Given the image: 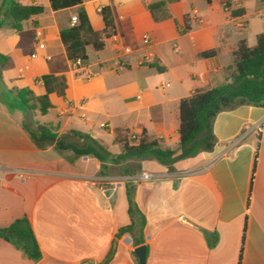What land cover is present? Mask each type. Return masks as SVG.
I'll return each instance as SVG.
<instances>
[{
  "label": "crops",
  "instance_id": "1",
  "mask_svg": "<svg viewBox=\"0 0 264 264\" xmlns=\"http://www.w3.org/2000/svg\"><path fill=\"white\" fill-rule=\"evenodd\" d=\"M12 1L0 0V54L10 59L0 73V229L26 218L41 259L0 238V264H103L112 250L107 264H139L133 237L117 238L131 223L128 187L146 220V264H238L241 247V264H264V108L220 113L211 152L170 167L136 161L134 168V160L102 164L53 145L39 149L16 97L18 89L43 95L41 78L52 73L64 80L63 95L49 94L47 114L32 111L37 125L62 139L87 134L112 155L122 153L114 142L122 131L140 137L144 130L162 148L177 150L181 99L230 82L231 53L200 54L240 41L254 47L264 32V0H83L91 28L104 29L100 10L109 7L116 33L102 50L88 48L76 70L60 31L72 26L78 8L54 11L49 0H15L43 7L22 23L40 32V49L35 38L20 45L8 16ZM159 2L166 6L157 15L168 17L156 21L148 6ZM194 11L200 23L191 19ZM144 173L153 178L140 179Z\"/></svg>",
  "mask_w": 264,
  "mask_h": 264
},
{
  "label": "trees",
  "instance_id": "2",
  "mask_svg": "<svg viewBox=\"0 0 264 264\" xmlns=\"http://www.w3.org/2000/svg\"><path fill=\"white\" fill-rule=\"evenodd\" d=\"M52 10L59 11L77 7V23L60 31V39L66 49L68 60L73 63L80 59L83 63L88 60L87 50L92 48L100 51L104 47L105 40L116 33L115 24L109 7L102 8L105 27L96 32L91 28L90 22L82 7L83 0H49ZM165 2L150 4L148 6L156 21L167 18V14L157 15L158 11L165 8ZM44 11L43 7L35 5H23L13 0L9 5L8 16L12 27L18 32L20 45L25 41H32L35 31L23 29L22 23L29 18L39 15ZM187 22V21H186ZM224 53L234 56V63L227 67L229 83L222 84L208 91H196L193 95L183 98L179 104L180 125L179 144L177 150L164 149L157 140H151L143 130L138 143L129 140L128 131L117 132L114 142L120 144L122 153L112 155L98 141L89 135L72 131L73 136L78 138L81 145L66 144L64 140L52 131L51 128L43 126L42 129H34L24 125L32 140L39 149L55 146L60 151H71L76 157L91 156L102 164L122 163L128 160L146 161L154 160L164 166H172L176 162L193 158L203 152H211L217 145L214 134V122L217 116L225 111H232L242 106H254L264 108V32L256 38V45L248 47L245 41H240L236 47L222 46L217 49L204 51L201 58H209ZM9 57L0 54V73L9 66ZM159 72L164 68L157 67ZM46 92L35 96L29 89H18L16 97L21 105V110L30 108L33 112L38 111L45 115L52 107L49 94L54 90L63 95L65 86L62 78L52 73L41 78ZM259 140V139H258ZM238 144V143H237ZM259 141L257 142V148ZM128 215L130 225L118 231L117 238L129 233L135 246L144 244L143 231L146 220L134 201V188H127ZM246 224L243 229L242 243L245 239ZM0 238L11 243L21 250L24 255L33 261L41 259V252L36 241L32 227L26 218L15 221L11 226L0 229ZM216 238H214V245ZM114 250L106 257L103 264H107L113 258ZM243 247H241L238 264L242 263Z\"/></svg>",
  "mask_w": 264,
  "mask_h": 264
},
{
  "label": "built area",
  "instance_id": "3",
  "mask_svg": "<svg viewBox=\"0 0 264 264\" xmlns=\"http://www.w3.org/2000/svg\"><path fill=\"white\" fill-rule=\"evenodd\" d=\"M191 19H193L195 22H199V23L202 21L201 17L198 15V13L196 11H194L191 14ZM71 23H72V26L77 23V17L76 16L72 17ZM39 37H40V32L39 31H35V37H34L35 40L38 41ZM143 44L144 45H149L150 44V38L148 36H145L143 38ZM38 48H40V49L44 48V44L39 42L38 43ZM123 53L124 54H130L131 53V49L126 48V49L123 50ZM35 57H36V55L34 53L30 55L31 59H34ZM84 65H85V63H83L80 59H78L75 62L71 63V66H72L73 70L79 69V68L83 67ZM26 69H28V67H26ZM139 139L140 138L136 135L135 132H130L129 133V140L131 142H133L134 144L138 143ZM151 178H153V175L148 174V173H144L140 177V179H142V180H149Z\"/></svg>",
  "mask_w": 264,
  "mask_h": 264
},
{
  "label": "water",
  "instance_id": "4",
  "mask_svg": "<svg viewBox=\"0 0 264 264\" xmlns=\"http://www.w3.org/2000/svg\"><path fill=\"white\" fill-rule=\"evenodd\" d=\"M24 118H25L26 124L29 127L34 128V129L37 128L39 130L42 129L41 125H37L35 123L34 118H33V113L30 108L25 109ZM134 252H135L136 257L138 258L139 264H146V259H147L146 246L145 245L139 246L135 249Z\"/></svg>",
  "mask_w": 264,
  "mask_h": 264
},
{
  "label": "rangeland",
  "instance_id": "5",
  "mask_svg": "<svg viewBox=\"0 0 264 264\" xmlns=\"http://www.w3.org/2000/svg\"><path fill=\"white\" fill-rule=\"evenodd\" d=\"M8 98H11V99L15 100V98L11 97V94H10V93H9ZM63 140H64V142H65L66 144H76V145H81V143H82L78 138H73V137H66V138H64ZM262 153H264V146H263V148H262ZM262 161H264V157H262ZM131 165H132V167L135 168V167L137 166V162L135 161V162H133V164H131Z\"/></svg>",
  "mask_w": 264,
  "mask_h": 264
}]
</instances>
